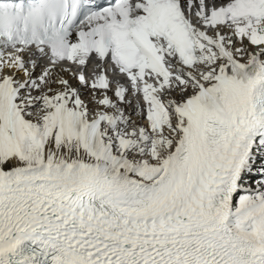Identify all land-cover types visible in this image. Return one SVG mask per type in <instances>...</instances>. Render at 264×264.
Here are the masks:
<instances>
[{
	"label": "snow or ice",
	"instance_id": "1",
	"mask_svg": "<svg viewBox=\"0 0 264 264\" xmlns=\"http://www.w3.org/2000/svg\"><path fill=\"white\" fill-rule=\"evenodd\" d=\"M0 264H264V0H0Z\"/></svg>",
	"mask_w": 264,
	"mask_h": 264
}]
</instances>
